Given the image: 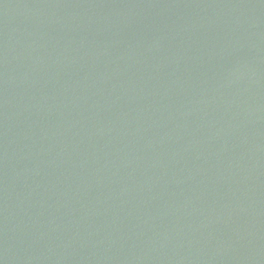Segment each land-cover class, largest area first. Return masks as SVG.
I'll return each instance as SVG.
<instances>
[{
    "label": "water",
    "instance_id": "obj_1",
    "mask_svg": "<svg viewBox=\"0 0 264 264\" xmlns=\"http://www.w3.org/2000/svg\"><path fill=\"white\" fill-rule=\"evenodd\" d=\"M0 264H264V0H0Z\"/></svg>",
    "mask_w": 264,
    "mask_h": 264
}]
</instances>
